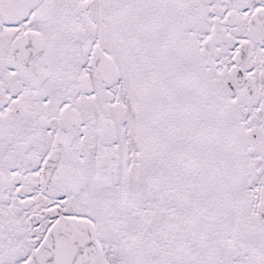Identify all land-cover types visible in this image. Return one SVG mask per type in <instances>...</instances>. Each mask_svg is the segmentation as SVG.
I'll return each instance as SVG.
<instances>
[{
  "label": "snow or ice",
  "instance_id": "1",
  "mask_svg": "<svg viewBox=\"0 0 264 264\" xmlns=\"http://www.w3.org/2000/svg\"><path fill=\"white\" fill-rule=\"evenodd\" d=\"M0 264H264V0H0Z\"/></svg>",
  "mask_w": 264,
  "mask_h": 264
}]
</instances>
